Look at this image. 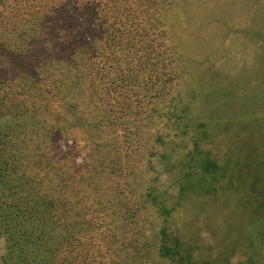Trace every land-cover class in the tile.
Instances as JSON below:
<instances>
[{"label": "rangeland", "instance_id": "1", "mask_svg": "<svg viewBox=\"0 0 264 264\" xmlns=\"http://www.w3.org/2000/svg\"><path fill=\"white\" fill-rule=\"evenodd\" d=\"M3 2L0 264H251L264 0Z\"/></svg>", "mask_w": 264, "mask_h": 264}, {"label": "crops", "instance_id": "2", "mask_svg": "<svg viewBox=\"0 0 264 264\" xmlns=\"http://www.w3.org/2000/svg\"><path fill=\"white\" fill-rule=\"evenodd\" d=\"M258 56L263 62L264 52H259ZM258 63L256 59L255 65L253 62L250 64L249 93L240 101L236 118L247 121L248 126L247 135H241L247 159L241 161L240 165L246 164L247 170L245 174L242 173L244 183L239 188H248L251 264L253 260L256 264L257 257L264 253V62L257 66Z\"/></svg>", "mask_w": 264, "mask_h": 264}, {"label": "trees", "instance_id": "3", "mask_svg": "<svg viewBox=\"0 0 264 264\" xmlns=\"http://www.w3.org/2000/svg\"><path fill=\"white\" fill-rule=\"evenodd\" d=\"M0 4L1 5H3V6H5V5H7L8 4V2H3V0H0ZM13 7V6H12ZM107 14V13H106ZM11 21L12 22H14V23H16V21L17 20H11V19H9V18H7L6 20L5 19H3V18H0V33L2 32V30H1V28H2V26H5L6 28H8V25L10 26L11 25ZM19 21V20H18ZM35 37H33V39H34ZM1 41V40H0ZM5 43L6 42H0V61H4V56H3V54L1 55V50H2V48L4 47V45H5ZM38 61V60H37ZM41 61H38V63H40ZM43 62V61H42ZM34 65V64H33ZM37 70V69H36ZM52 85H53V83H52ZM6 150H7V147L5 148L4 146H1V144H0V159L4 156V154H6ZM0 165H3V162H2V164H0ZM162 248H164V249H167L168 247L166 246V245H162ZM184 264H190V262L189 261H186Z\"/></svg>", "mask_w": 264, "mask_h": 264}]
</instances>
